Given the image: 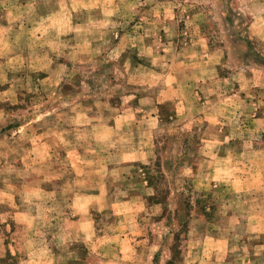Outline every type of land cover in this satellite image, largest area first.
I'll return each mask as SVG.
<instances>
[{
  "label": "rangeland",
  "instance_id": "374dc122",
  "mask_svg": "<svg viewBox=\"0 0 264 264\" xmlns=\"http://www.w3.org/2000/svg\"><path fill=\"white\" fill-rule=\"evenodd\" d=\"M0 264H264V0H0Z\"/></svg>",
  "mask_w": 264,
  "mask_h": 264
},
{
  "label": "crops",
  "instance_id": "0c3cea01",
  "mask_svg": "<svg viewBox=\"0 0 264 264\" xmlns=\"http://www.w3.org/2000/svg\"><path fill=\"white\" fill-rule=\"evenodd\" d=\"M123 117H124V115L122 114V115H120L119 116V118L117 119L118 121H120V122H122V120H123ZM125 124V123H124ZM124 124H122V125H124ZM148 147H150V145L148 144L147 145ZM147 157H149V154L148 153H146V155H145V152H143V151H138V155L136 156V157H130L129 159H128V161H132V160H144L145 158H147Z\"/></svg>",
  "mask_w": 264,
  "mask_h": 264
}]
</instances>
